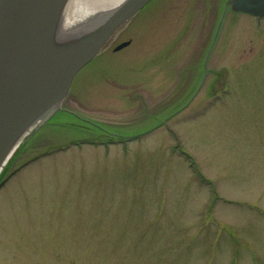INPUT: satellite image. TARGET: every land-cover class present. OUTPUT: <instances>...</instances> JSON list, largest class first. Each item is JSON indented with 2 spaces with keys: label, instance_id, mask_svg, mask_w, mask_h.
Here are the masks:
<instances>
[{
  "label": "rangeland",
  "instance_id": "374dc122",
  "mask_svg": "<svg viewBox=\"0 0 264 264\" xmlns=\"http://www.w3.org/2000/svg\"><path fill=\"white\" fill-rule=\"evenodd\" d=\"M226 2L153 0L80 71L0 177V264H264V20Z\"/></svg>",
  "mask_w": 264,
  "mask_h": 264
},
{
  "label": "water",
  "instance_id": "95a60500",
  "mask_svg": "<svg viewBox=\"0 0 264 264\" xmlns=\"http://www.w3.org/2000/svg\"><path fill=\"white\" fill-rule=\"evenodd\" d=\"M151 1L126 0L98 18V28L91 26L83 38H72V45L52 51L49 38L63 0H0V160L22 130L60 109L77 74ZM228 10L261 21L264 0H227L218 31Z\"/></svg>",
  "mask_w": 264,
  "mask_h": 264
},
{
  "label": "bare ground",
  "instance_id": "6f19581e",
  "mask_svg": "<svg viewBox=\"0 0 264 264\" xmlns=\"http://www.w3.org/2000/svg\"><path fill=\"white\" fill-rule=\"evenodd\" d=\"M125 1L126 0H63L60 5L61 7L59 8L58 21L55 25L56 30L49 38V40L52 41L53 44L51 50L57 51L61 46L72 45L70 40L72 38H76L78 36H81L83 38L86 33H89L88 30L91 26H96L97 28L100 26L101 23L99 19L101 16L105 14L109 15L112 11H114V9H116L117 7L119 8V6ZM110 40L108 42H110ZM72 85L69 89V92L72 88ZM55 115L57 117L60 115H63L65 117L68 116L66 111H64L61 106L60 109L56 111H50L40 119L38 118L33 125L26 127L20 132V134L7 148L4 155L2 154L3 157L1 156L0 177L3 176L6 169L8 170L11 167V163L14 161V157L15 155H17L16 153L19 151V149H24L25 146H27L26 143L28 141H31L33 134L37 132L36 129L42 123H46Z\"/></svg>",
  "mask_w": 264,
  "mask_h": 264
}]
</instances>
